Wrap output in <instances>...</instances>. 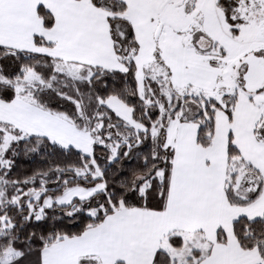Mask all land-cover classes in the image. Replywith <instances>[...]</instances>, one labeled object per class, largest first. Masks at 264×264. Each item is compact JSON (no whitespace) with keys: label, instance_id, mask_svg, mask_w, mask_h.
Instances as JSON below:
<instances>
[{"label":"snow or ice","instance_id":"snow-or-ice-1","mask_svg":"<svg viewBox=\"0 0 264 264\" xmlns=\"http://www.w3.org/2000/svg\"><path fill=\"white\" fill-rule=\"evenodd\" d=\"M0 264H264V0H0Z\"/></svg>","mask_w":264,"mask_h":264},{"label":"trees","instance_id":"trees-1","mask_svg":"<svg viewBox=\"0 0 264 264\" xmlns=\"http://www.w3.org/2000/svg\"><path fill=\"white\" fill-rule=\"evenodd\" d=\"M36 165H34V164H31V163H29V162H27V161H21L20 163H19V171H30L31 170V168H33V167H35Z\"/></svg>","mask_w":264,"mask_h":264}]
</instances>
